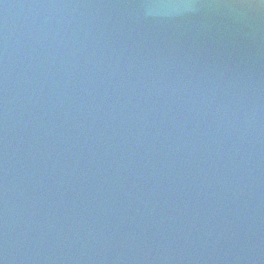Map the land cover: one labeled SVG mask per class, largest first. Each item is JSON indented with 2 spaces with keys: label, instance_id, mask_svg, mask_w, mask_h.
Returning a JSON list of instances; mask_svg holds the SVG:
<instances>
[{
  "label": "water",
  "instance_id": "1",
  "mask_svg": "<svg viewBox=\"0 0 264 264\" xmlns=\"http://www.w3.org/2000/svg\"><path fill=\"white\" fill-rule=\"evenodd\" d=\"M224 2L0 0V264H264V16Z\"/></svg>",
  "mask_w": 264,
  "mask_h": 264
},
{
  "label": "clouds",
  "instance_id": "2",
  "mask_svg": "<svg viewBox=\"0 0 264 264\" xmlns=\"http://www.w3.org/2000/svg\"><path fill=\"white\" fill-rule=\"evenodd\" d=\"M156 7H183V8H196L200 5L195 4H168V5H155ZM145 7H153V5H146ZM210 7L224 8L228 10H241L247 12H254L257 17L264 16V0H259V3L255 0H230V2H224L219 4L210 5Z\"/></svg>",
  "mask_w": 264,
  "mask_h": 264
}]
</instances>
